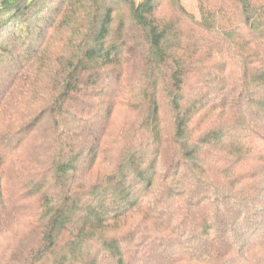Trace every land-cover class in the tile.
Returning <instances> with one entry per match:
<instances>
[{"label":"trees","instance_id":"16d2710c","mask_svg":"<svg viewBox=\"0 0 264 264\" xmlns=\"http://www.w3.org/2000/svg\"><path fill=\"white\" fill-rule=\"evenodd\" d=\"M159 2L0 0V264H264V0Z\"/></svg>","mask_w":264,"mask_h":264},{"label":"rangeland","instance_id":"374dc122","mask_svg":"<svg viewBox=\"0 0 264 264\" xmlns=\"http://www.w3.org/2000/svg\"><path fill=\"white\" fill-rule=\"evenodd\" d=\"M141 1L142 0H136V4L139 5ZM159 5L158 14L162 20L175 21L181 26L194 27L197 29L196 22L199 20L197 0H160ZM260 258L261 257H257V259ZM253 263H255V261H253Z\"/></svg>","mask_w":264,"mask_h":264}]
</instances>
